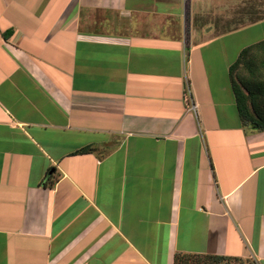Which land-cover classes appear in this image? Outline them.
Instances as JSON below:
<instances>
[{"label":"crops","instance_id":"1","mask_svg":"<svg viewBox=\"0 0 264 264\" xmlns=\"http://www.w3.org/2000/svg\"><path fill=\"white\" fill-rule=\"evenodd\" d=\"M263 41L264 0H0V264H264Z\"/></svg>","mask_w":264,"mask_h":264},{"label":"trees","instance_id":"2","mask_svg":"<svg viewBox=\"0 0 264 264\" xmlns=\"http://www.w3.org/2000/svg\"><path fill=\"white\" fill-rule=\"evenodd\" d=\"M256 47H261L264 51V41L260 42L256 45ZM245 52V51H244ZM263 64H264V57L262 58ZM235 68V65L232 67ZM234 91L236 94L237 102H238V109H239V115L240 118L244 123L253 122L254 124H258L264 121V116H261V120H256L252 116V112L249 111L248 108V96L243 94L241 88L234 84ZM260 129L264 130V123L262 126H259ZM95 149H92L91 147H85L77 151L76 154H87L92 152ZM229 258H234L236 261H244L242 257H228V256H222V255H210V254H176L175 256V264H180L181 261H184V264H224L223 261ZM260 264V263H259Z\"/></svg>","mask_w":264,"mask_h":264},{"label":"rangeland","instance_id":"3","mask_svg":"<svg viewBox=\"0 0 264 264\" xmlns=\"http://www.w3.org/2000/svg\"><path fill=\"white\" fill-rule=\"evenodd\" d=\"M250 9L252 8V5H249ZM244 261H236L234 258H229L223 261L224 264H259L255 259L253 258H243ZM180 264H184V261H181Z\"/></svg>","mask_w":264,"mask_h":264},{"label":"built area","instance_id":"4","mask_svg":"<svg viewBox=\"0 0 264 264\" xmlns=\"http://www.w3.org/2000/svg\"><path fill=\"white\" fill-rule=\"evenodd\" d=\"M195 108H196V106H195V104L193 103V104L190 106V110L193 111V110H195Z\"/></svg>","mask_w":264,"mask_h":264}]
</instances>
